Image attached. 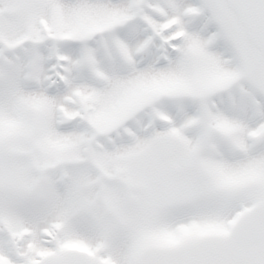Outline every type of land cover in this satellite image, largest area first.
Listing matches in <instances>:
<instances>
[{
    "label": "snow or ice",
    "instance_id": "6c2138e0",
    "mask_svg": "<svg viewBox=\"0 0 264 264\" xmlns=\"http://www.w3.org/2000/svg\"><path fill=\"white\" fill-rule=\"evenodd\" d=\"M0 257L264 264V0H0Z\"/></svg>",
    "mask_w": 264,
    "mask_h": 264
},
{
    "label": "rangeland",
    "instance_id": "374dc122",
    "mask_svg": "<svg viewBox=\"0 0 264 264\" xmlns=\"http://www.w3.org/2000/svg\"><path fill=\"white\" fill-rule=\"evenodd\" d=\"M19 238H23L25 240L29 239V238H25L21 234H20ZM51 239L54 240L55 237H52ZM41 240L47 242L46 246L41 245V247L39 249H32V250H26V251H28V252L36 251L38 254H42L44 256L48 255L49 253L47 251V245L49 244V238L48 237H42ZM0 264H9V261L4 259L3 257H0Z\"/></svg>",
    "mask_w": 264,
    "mask_h": 264
}]
</instances>
